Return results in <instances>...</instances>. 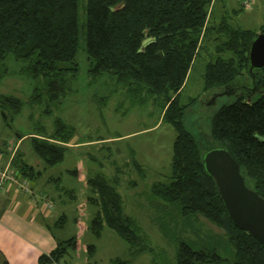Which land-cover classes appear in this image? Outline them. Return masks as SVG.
Wrapping results in <instances>:
<instances>
[{"label":"trees","instance_id":"obj_1","mask_svg":"<svg viewBox=\"0 0 264 264\" xmlns=\"http://www.w3.org/2000/svg\"><path fill=\"white\" fill-rule=\"evenodd\" d=\"M215 2L86 0L87 72L94 78L111 75L131 96L161 99V122L171 124L176 136L168 177L153 181L149 193L164 210L174 208L185 218L200 215L222 230L217 239L229 248L227 255L216 241L194 248L181 240L176 264H264V244L232 222L203 162L207 149L224 146L240 163L248 185L264 197V88L252 91L247 70L250 42L264 31V24L259 31L244 28L230 22L226 14L219 22L210 23ZM242 9L234 12L238 14ZM80 37V0H0V84L9 71L6 59L13 55L24 62L22 70L26 74L40 80L30 101L47 102L44 111L52 112V103L63 101L81 73L77 60ZM202 51L209 58L203 73V92L235 96L213 112L207 139L191 132L185 123L188 108L200 95L182 99L186 80ZM260 72L264 75V68ZM23 104L16 95L0 94V110L8 123ZM54 126L51 133L41 127L40 132L18 134V139L31 138L34 152L45 163L44 169L64 158L77 134L73 125L59 117ZM11 164L19 179L27 180L35 190L33 182L41 178L43 170L28 162L19 147ZM53 180L57 181L60 197L61 193L76 197L72 189L58 184L60 177ZM118 182V177L103 173L87 179L91 191L87 199L96 207L90 232L100 237L105 228H110L134 252L143 253L148 247L142 243L136 219L125 210ZM50 201L53 207L54 202ZM65 220L63 213L53 226L61 227ZM77 244L75 236L58 239L52 251L39 257V264L62 261L76 250ZM88 248L89 253L95 251L94 244ZM2 264L10 263L5 259ZM113 264L129 261L117 257Z\"/></svg>","mask_w":264,"mask_h":264},{"label":"rangeland","instance_id":"obj_2","mask_svg":"<svg viewBox=\"0 0 264 264\" xmlns=\"http://www.w3.org/2000/svg\"><path fill=\"white\" fill-rule=\"evenodd\" d=\"M85 1L80 0L81 44L77 60L81 73L63 101L52 103V112L44 111L47 102L37 104L30 101L40 80L26 74L22 70L24 62L13 55L6 59L9 71L0 84V94H13L24 101L21 111L10 123L0 110V147L4 150L14 148L19 133L40 132L41 127L51 133L56 117L77 130L64 158L45 169L43 159L32 148L30 137L20 145L28 162L43 170L41 177L46 180L60 177L61 183L58 184L72 189L76 195L74 199L64 193H61L63 199L58 197L57 181H52V189L48 187L52 194L55 189L57 191L52 208L56 216L54 220L63 213L66 215L63 226H52V230L61 239L75 236L78 241L76 250L71 252L73 257L63 258L62 263L113 264L120 257L127 259L129 264H176L181 240L194 248L203 242L210 245L216 241L222 247L221 252L227 255L229 248L217 239L222 236V230L214 223L200 215L185 218L174 208L164 210L153 201L150 186L153 181L168 177L176 131L171 124L161 122L160 98L131 96L127 88L118 85L107 73L95 78L88 75ZM240 7L238 0H216L210 23L219 22L226 14L233 24L259 31L264 24V0H254L249 8L235 13L234 10ZM208 59L202 51L182 92L183 101L200 95L197 102L188 108L185 123L191 132L202 134L206 139L209 138L213 112L235 99L233 94L203 92V73ZM75 169L77 173L72 172ZM97 173L118 177V190L124 199L125 210L136 219L142 243L148 247L143 253L134 252L131 245L110 228H105L100 237L90 232L89 223L96 207L87 199L91 192L87 179ZM89 244L95 245L93 253H89Z\"/></svg>","mask_w":264,"mask_h":264},{"label":"crops","instance_id":"obj_3","mask_svg":"<svg viewBox=\"0 0 264 264\" xmlns=\"http://www.w3.org/2000/svg\"><path fill=\"white\" fill-rule=\"evenodd\" d=\"M24 140V137L18 139L14 148L10 150L0 147L3 164L10 162L12 152L20 148ZM50 179L41 177L34 181L33 195L17 190L14 184H8L4 192L0 193V264L5 259L10 264H39V257L52 251L58 239H61L57 234L54 235L50 228L56 222L53 207L45 208L40 197L45 195L55 203L57 186L52 194L49 189H52L50 186L54 180L53 177ZM47 184L49 186H46ZM72 255L68 257H73ZM48 264L63 263L53 261Z\"/></svg>","mask_w":264,"mask_h":264},{"label":"water","instance_id":"obj_4","mask_svg":"<svg viewBox=\"0 0 264 264\" xmlns=\"http://www.w3.org/2000/svg\"><path fill=\"white\" fill-rule=\"evenodd\" d=\"M248 61L251 89L255 92L260 87L264 88V75L260 72L264 68V31L257 33L251 40ZM203 162L215 180L232 222L264 244V197L248 185L238 160L227 148L219 145L204 152Z\"/></svg>","mask_w":264,"mask_h":264},{"label":"built area","instance_id":"obj_5","mask_svg":"<svg viewBox=\"0 0 264 264\" xmlns=\"http://www.w3.org/2000/svg\"><path fill=\"white\" fill-rule=\"evenodd\" d=\"M239 4L242 8L246 9L251 6V3L254 0H238ZM14 151L12 152L14 154ZM13 154L10 156V162L13 158ZM8 162L7 164H3L1 158H0V193L4 192V190L7 188L8 184H14L17 190H22L25 193H28L29 195L34 194V190L31 189L30 183L25 180L21 181L18 177V171L15 170L14 167H12L11 163ZM41 199L43 200V206L47 209L52 208V202L50 199L45 195H40Z\"/></svg>","mask_w":264,"mask_h":264}]
</instances>
